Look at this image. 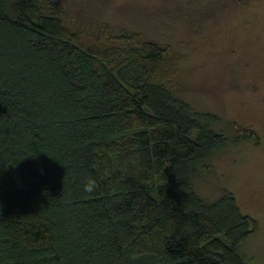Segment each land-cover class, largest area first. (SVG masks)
I'll return each instance as SVG.
<instances>
[{
	"label": "trees",
	"instance_id": "obj_1",
	"mask_svg": "<svg viewBox=\"0 0 264 264\" xmlns=\"http://www.w3.org/2000/svg\"><path fill=\"white\" fill-rule=\"evenodd\" d=\"M44 10L0 0V264H250L256 219L195 190L229 139L172 93L169 48Z\"/></svg>",
	"mask_w": 264,
	"mask_h": 264
},
{
	"label": "rangeland",
	"instance_id": "obj_2",
	"mask_svg": "<svg viewBox=\"0 0 264 264\" xmlns=\"http://www.w3.org/2000/svg\"><path fill=\"white\" fill-rule=\"evenodd\" d=\"M67 22L114 35L140 32L169 48L172 93L219 117L228 144L197 168V193L234 194L258 229L240 246L250 264H264V0H42ZM253 131L256 141L247 139Z\"/></svg>",
	"mask_w": 264,
	"mask_h": 264
},
{
	"label": "clouds",
	"instance_id": "obj_3",
	"mask_svg": "<svg viewBox=\"0 0 264 264\" xmlns=\"http://www.w3.org/2000/svg\"><path fill=\"white\" fill-rule=\"evenodd\" d=\"M98 188V184L96 180L92 177H89L86 179V181L83 183V191L85 193H88L89 195L95 194L96 190Z\"/></svg>",
	"mask_w": 264,
	"mask_h": 264
}]
</instances>
